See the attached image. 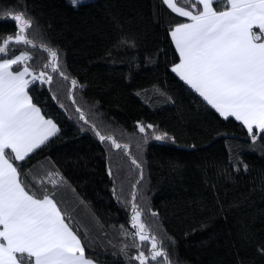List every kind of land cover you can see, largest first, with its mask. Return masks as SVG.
Returning <instances> with one entry per match:
<instances>
[{
    "label": "trees",
    "instance_id": "16d2710c",
    "mask_svg": "<svg viewBox=\"0 0 264 264\" xmlns=\"http://www.w3.org/2000/svg\"><path fill=\"white\" fill-rule=\"evenodd\" d=\"M9 10L30 15L29 35L62 53L69 79L50 73L52 85L29 88L61 132L27 166L38 180L58 170L67 181L46 187L67 208L88 258L139 264L132 257L149 254L150 243L132 237L135 203L172 264H264V134L253 142L171 71L179 54L170 31L185 18L161 0H0V12ZM16 32L17 23L0 16V37ZM28 50L39 69L46 53ZM148 123L155 133H140L138 124ZM97 131L127 150L101 142ZM162 132L174 142L156 141Z\"/></svg>",
    "mask_w": 264,
    "mask_h": 264
},
{
    "label": "snow or ice",
    "instance_id": "6c2138e0",
    "mask_svg": "<svg viewBox=\"0 0 264 264\" xmlns=\"http://www.w3.org/2000/svg\"><path fill=\"white\" fill-rule=\"evenodd\" d=\"M80 2L71 0L73 5ZM161 3L187 20L170 31L179 54V63L171 71L220 117L239 121L255 142L264 134V0ZM0 16L17 23L14 35L0 37V264H94L85 255V245L73 230L71 217H66L67 208L62 211L58 204L63 202L56 199V191L46 187L66 185L63 175L53 170L38 180L27 166L29 157L61 132L57 122L33 102L29 88L36 83L52 85V74L69 79L63 69L62 53L45 42L37 43V37L29 35L34 20L25 12L9 10L0 12ZM19 46L24 50L17 54ZM28 49L46 53L47 60L39 69L30 64L34 57ZM70 83L73 89L77 87L75 79ZM52 98L56 99L55 94ZM72 102L75 104V99ZM75 111L80 120L88 123L79 107ZM91 127L95 129L94 124ZM147 130L156 131L151 123L138 124L140 133ZM96 135L101 142L110 141L116 149L128 148L111 135H101L99 131ZM154 139L174 142L166 132L154 135ZM132 163L140 168L136 160ZM243 167L247 169V165ZM141 215L133 203L131 224L137 231L132 237L148 241L149 254L138 251L132 259L139 264H172L162 243L148 235ZM133 247L139 249L141 244L133 243ZM258 251L264 255V248Z\"/></svg>",
    "mask_w": 264,
    "mask_h": 264
},
{
    "label": "crops",
    "instance_id": "0c3cea01",
    "mask_svg": "<svg viewBox=\"0 0 264 264\" xmlns=\"http://www.w3.org/2000/svg\"><path fill=\"white\" fill-rule=\"evenodd\" d=\"M184 22H187L186 18H185V21ZM87 257V256H86ZM88 258V257H87ZM94 261V260H93ZM94 264H98L97 262L94 261Z\"/></svg>",
    "mask_w": 264,
    "mask_h": 264
},
{
    "label": "rangeland",
    "instance_id": "374dc122",
    "mask_svg": "<svg viewBox=\"0 0 264 264\" xmlns=\"http://www.w3.org/2000/svg\"><path fill=\"white\" fill-rule=\"evenodd\" d=\"M81 1H85V0H81Z\"/></svg>",
    "mask_w": 264,
    "mask_h": 264
}]
</instances>
